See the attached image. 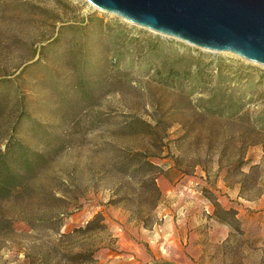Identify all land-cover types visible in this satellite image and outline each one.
Listing matches in <instances>:
<instances>
[{
	"label": "rangeland",
	"instance_id": "rangeland-1",
	"mask_svg": "<svg viewBox=\"0 0 264 264\" xmlns=\"http://www.w3.org/2000/svg\"><path fill=\"white\" fill-rule=\"evenodd\" d=\"M12 136L42 156L0 200V264H264V66L84 0H0Z\"/></svg>",
	"mask_w": 264,
	"mask_h": 264
},
{
	"label": "water",
	"instance_id": "water-1",
	"mask_svg": "<svg viewBox=\"0 0 264 264\" xmlns=\"http://www.w3.org/2000/svg\"><path fill=\"white\" fill-rule=\"evenodd\" d=\"M197 48L264 66V0H84Z\"/></svg>",
	"mask_w": 264,
	"mask_h": 264
},
{
	"label": "trees",
	"instance_id": "trees-1",
	"mask_svg": "<svg viewBox=\"0 0 264 264\" xmlns=\"http://www.w3.org/2000/svg\"><path fill=\"white\" fill-rule=\"evenodd\" d=\"M160 43H158L159 46H161ZM41 156L42 154L32 151L14 136L7 141L6 148L0 149V200L12 197L25 185L26 182L22 178L23 171L31 170ZM150 164L153 163L150 162ZM214 205L216 207L215 214L219 220L229 224L239 222L234 209L224 208L217 201L214 202Z\"/></svg>",
	"mask_w": 264,
	"mask_h": 264
},
{
	"label": "bare ground",
	"instance_id": "bare-ground-1",
	"mask_svg": "<svg viewBox=\"0 0 264 264\" xmlns=\"http://www.w3.org/2000/svg\"><path fill=\"white\" fill-rule=\"evenodd\" d=\"M89 3V2H88ZM90 4V3H89Z\"/></svg>",
	"mask_w": 264,
	"mask_h": 264
}]
</instances>
